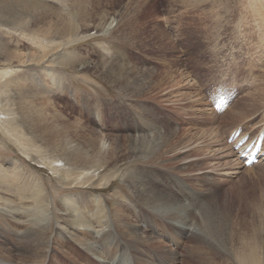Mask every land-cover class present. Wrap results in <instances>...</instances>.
<instances>
[{"label":"rangeland","instance_id":"1","mask_svg":"<svg viewBox=\"0 0 264 264\" xmlns=\"http://www.w3.org/2000/svg\"><path fill=\"white\" fill-rule=\"evenodd\" d=\"M87 1L92 3L89 5L97 11L106 9L112 11L114 8V11L128 13L125 21L131 19V25H128L129 29L126 32L133 33L125 38L122 36L125 31L113 36H104L100 34L101 31L91 29L85 33L88 36L87 40L79 45L73 44L68 50H77L79 54L94 60L106 59L111 62L132 64L141 69H154L161 74V78L167 71L170 77L160 82L161 87L144 90L141 95L134 96L120 90V87H116L93 70L73 69L56 64L51 65L48 62L25 67L27 69H23L21 80L23 79L22 81L31 87L30 77L39 74L44 83L41 82L35 88L45 95L46 99L52 100L66 116L98 132L112 135L125 134L127 127L148 133L168 128H175L181 134L188 131L185 136L186 141H184L188 144L190 138L189 145H193L194 148L190 150L188 156L197 160L191 161L188 168L181 169L176 160L161 159L162 169H155L156 175L153 176L159 182L163 181L162 185L165 190H170V192L166 191L167 193L177 196L179 201L194 210L196 215L192 221L195 222L201 215L213 222L215 217L220 216V211L215 208L216 205L221 204L222 199L226 197L229 205L238 204L239 201L241 205L250 204L253 207L259 203L258 206L262 208L261 213H258L254 207L247 209L245 207L246 218H248L246 229L249 234L247 248L250 252L254 244L251 239L253 230L259 219L264 223V162L247 167L243 162L242 165L237 163L236 155L233 156L234 158L230 156H225V158L223 155H226L229 149L233 150L227 140L230 133L240 125L246 129L245 133L250 132L252 135L264 129V0H148L143 6L139 5L137 0ZM42 2L60 11L64 7V12H69L64 0H56V2L43 0ZM138 10H140L139 13ZM98 16L99 14L95 19ZM13 37L14 41L10 43L13 50L29 52L36 48L30 46L29 40L23 36L17 35L16 37L14 34ZM123 38L128 39V42L122 41ZM179 73L184 75V78L180 79ZM56 77L60 80V84L53 82ZM175 77L176 79H172ZM220 84L232 87L238 93L229 108L218 114L212 107L211 95ZM97 110H101L99 114ZM102 111L103 114H101ZM66 130L75 140H78L71 127H67ZM7 139L0 128L2 143H0L2 145L0 146V158L20 159L26 171L25 177H34L44 181L51 195L50 216L53 224L50 226V235L52 238L49 240L50 248L47 249L51 260L47 259L46 264H99L97 260L90 261L84 255L85 251L83 252L82 248L71 240L74 239L73 236H70L71 239L65 237V242L72 244L70 246L64 244L65 242L61 239H53L57 224H68L63 219L60 206L61 196L75 195L79 197L82 204L81 198L86 191H88V196L96 195L97 199L92 204L99 205L101 211L109 214L107 222L112 220L110 211L114 210L118 204L121 207L140 206V202L133 196V191L130 192L127 183L120 177L112 179L111 184L106 188H99L95 185L86 188L78 184L71 187L64 186L48 167L30 160L18 146L16 147L12 141ZM137 160L139 159L122 161L121 170L127 169ZM114 168H107L101 171L100 175L109 176L114 173ZM168 169L172 173L168 172ZM206 170H211L207 173L208 175L205 174ZM218 171H228L231 174L223 175ZM159 173L161 174L157 176ZM126 209L132 211L129 217L133 218V223L138 225L139 233L136 228H128L129 232L125 230L128 232L126 234L119 227L122 231L119 235L131 240L135 235L138 240L133 239L135 243L131 245L135 247L136 252L144 251L145 257L146 255L151 256L154 263L235 264L233 258L225 255V252L218 248L219 246L209 247L204 243H198L193 240L189 231H184L181 243H177L174 230L166 226V221L162 220L160 215L141 211V213L153 214L155 221L161 222L162 220L161 223L150 226L147 217L140 216L138 210L135 213L136 211L132 208ZM26 215H20V232L22 233H20V238L14 240L15 243L32 242V237L34 238L31 236L33 230H28L27 226L36 227V225L33 226L35 222H29L30 216ZM145 221L148 227H145ZM77 234L81 236L80 233ZM157 234L162 237H158ZM27 235L29 237H26ZM120 239L119 242L123 244ZM131 245L127 246L133 247ZM164 245L178 253L175 255L174 252L170 256H167L166 252L163 254L162 250H167L163 247ZM174 255L175 262L172 260ZM53 258L57 260L56 263H52ZM133 264L144 263L133 259Z\"/></svg>","mask_w":264,"mask_h":264},{"label":"bare ground","instance_id":"2","mask_svg":"<svg viewBox=\"0 0 264 264\" xmlns=\"http://www.w3.org/2000/svg\"><path fill=\"white\" fill-rule=\"evenodd\" d=\"M42 1L0 0V128L6 137L23 151L24 155L37 164L48 167L64 186L71 187L78 184L86 188L93 187L92 185L106 188L111 184L112 179L120 177L127 183L130 192L133 191V196L142 206L121 207L118 204L114 210L112 209L113 211H110L112 220L106 222L109 214L101 211L99 205L92 204L97 199L96 195L88 196V191L85 194L82 193V204L79 197L75 195H63L60 199V206L63 219L68 224L58 223L53 239L58 238L65 242V237L71 239L70 236H73L74 239L71 240L75 241L83 252L85 251L83 254L90 261L97 260L99 264H133V259L144 264H157L152 261L151 256L146 255L145 257L144 251L136 252L135 247L131 245L138 240L134 234L132 240L120 236V228L126 234L129 232L128 228H136L138 231V225L134 224L133 218L129 217L132 211L126 209L132 208L136 211L135 213L138 210L140 216H146L150 226L165 220L166 226L174 230L177 243H181L183 232L189 231L196 242L204 243L209 247L219 246L218 248L222 249L225 255L233 258L235 264H264V223L260 219L252 233L251 239L254 244L251 251L248 252L247 248L249 234L246 229L248 218H246L245 207L246 209L254 207L258 213H261L262 208L258 206L259 203L253 207L250 204L241 205L239 201L238 204L229 205L226 197L222 199L221 204L216 205L215 208L220 211V216L215 217L213 222L204 215L199 216L198 221L195 222L192 221L196 215L194 210L179 201L177 196L167 193L170 190H165L162 185L163 181L159 182L153 176L156 175L155 169H162L161 159H169V161L174 159L181 169L188 168L190 163L197 160L188 156L190 150L194 149L193 145H189L190 136H188L189 143L185 142L188 131L181 134L175 128H168L148 133L127 127L128 130L123 131L125 134L112 135L98 132L66 116L52 100L46 99L45 95L35 88L41 82L44 83L39 74L30 77L31 87L25 81L23 82V79L21 80L20 77L25 67L48 62L51 65L56 64L73 69L93 70L116 87H120V90L134 96L141 95L144 90L161 87L160 82L170 77L167 71L161 78V74L154 69H141L132 64L111 62L106 59L94 60L79 54L77 50H68L73 44L79 45L87 40L88 36L85 33L91 29L101 31L100 34L104 36H113L125 31L122 36L130 37L133 32L126 31L131 25V19L125 21L128 13L114 11V8L112 11L111 9L97 11L89 5L92 3H88L87 0H64L65 6L69 9V12H64V7L60 11L54 6L43 4ZM147 1L137 0L142 6L146 5ZM98 14L99 16L95 19ZM14 34L16 37L20 35V37L27 38L30 46L36 48L29 52L13 50L10 43L14 41ZM125 38L122 41L128 42ZM178 77L181 79L184 75L179 73ZM53 82L60 84L57 77L53 79ZM47 92H49L48 89ZM97 111L99 114L101 110ZM67 127L74 130L78 140L68 133ZM233 150L229 149L228 153L223 156L235 157L236 155L237 163L241 164L242 160ZM134 158L139 160L127 169L121 170L122 161ZM112 167H115L113 174L106 177L100 175L101 171ZM210 171L206 170L205 174ZM228 171L218 172L227 175L230 173ZM25 175L26 171L20 159L0 158V264H46L47 259L51 260V255L47 251L49 240L52 238L50 235V226L53 224L50 216L51 195L44 181L34 177L28 178ZM142 210L160 215L161 222L155 221L156 218L151 213H141ZM23 214L30 216L27 217L29 222H35L33 226L36 225V227L27 226L28 230H33L31 236L34 238L32 237V242L15 243L14 240L20 238V233H22L20 232V215ZM208 217H210L209 214ZM145 222V227H148L147 221ZM157 235L162 237L160 234ZM119 239L123 244L119 242ZM155 240L158 239L155 238ZM64 244L72 245L66 242ZM128 244L133 247L127 246ZM163 247L167 248L165 245ZM162 251L163 254L166 252L167 256L174 252L175 255L178 253L170 248ZM175 255L172 257L174 262ZM53 262L56 263L57 260L53 258Z\"/></svg>","mask_w":264,"mask_h":264}]
</instances>
